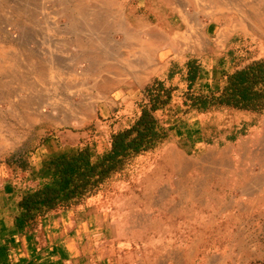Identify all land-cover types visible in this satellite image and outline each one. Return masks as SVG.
Masks as SVG:
<instances>
[{"label": "crops", "instance_id": "crops-1", "mask_svg": "<svg viewBox=\"0 0 264 264\" xmlns=\"http://www.w3.org/2000/svg\"><path fill=\"white\" fill-rule=\"evenodd\" d=\"M175 3L165 0L160 6ZM144 4L135 0L124 9L129 18L117 63L115 52L108 51L112 57L104 69L111 72L103 85L114 89L100 112L105 123L110 124L115 110L134 101L153 79H165L173 63L181 65L196 58L210 84L213 69L223 66L226 53L236 48L237 36L257 43L264 52V21L255 25L239 17L232 2L223 15L206 23L189 1L188 6H182L183 15L156 8V24L137 26V21L143 20L138 13ZM113 29L114 24L107 23L103 28L107 35L103 36H112ZM192 128L200 131L201 125ZM176 145L169 141L153 160L140 159L135 173L115 183L111 193L78 207L49 212L25 226L16 223L17 202L22 191L37 187L38 182L28 177L38 167L44 150H37L25 171L0 165V264H222L229 259L252 260V255L223 257L221 247L233 250L239 245L263 244L259 240L264 236V118L260 126L233 141L225 138L206 144L191 140L188 149ZM192 149L203 153L198 158L191 156ZM212 187L213 191H207ZM210 247L212 255L206 253Z\"/></svg>", "mask_w": 264, "mask_h": 264}, {"label": "rangeland", "instance_id": "rangeland-1", "mask_svg": "<svg viewBox=\"0 0 264 264\" xmlns=\"http://www.w3.org/2000/svg\"><path fill=\"white\" fill-rule=\"evenodd\" d=\"M150 1L158 6L141 0L147 4L139 7L143 20L137 21V26L156 24V8L183 15L182 6H188L189 1L202 23L223 15V9L231 2L239 10V17L248 18L255 25L264 21V0H166L178 2L167 7L160 6L165 0ZM131 2L135 0H0V165L33 162L37 150L47 148L42 141L48 137L55 148L75 146L105 133L108 123L101 120L100 112L114 88L109 90L103 85L111 72L104 67L108 69L112 57L109 49L115 52V63L122 53L123 31L127 30L129 18L124 9L134 6H128ZM107 23L114 24L111 35L114 34L109 38L103 36L107 35L103 30ZM187 118L191 126L195 125L197 116ZM263 118L264 114L217 110L200 118L210 128L206 135L195 133L188 139L184 130L172 131L170 141L181 149H188L191 140L223 142L231 135L233 125L238 132L243 128L247 135L252 127L260 126ZM190 152L198 158L203 150ZM135 170L134 167L133 173ZM206 184L208 188L210 182ZM259 241L263 242L261 246L239 245L233 250L230 246L221 247L226 258L253 256L249 261L229 259L222 264H264V236ZM206 253L212 255L213 247L207 248Z\"/></svg>", "mask_w": 264, "mask_h": 264}, {"label": "trees", "instance_id": "trees-1", "mask_svg": "<svg viewBox=\"0 0 264 264\" xmlns=\"http://www.w3.org/2000/svg\"><path fill=\"white\" fill-rule=\"evenodd\" d=\"M237 37L236 48L226 53L224 65L213 69L210 84L196 58L181 65L173 63L165 79H153L134 101L115 110L103 135L55 148L50 137L43 140L47 148L28 177L38 185L21 192L16 223L30 225L49 212L78 207L111 193L115 183L128 179L137 162L153 156L171 140L172 131L184 130L188 139L195 133L206 135L210 128L201 121L203 116L223 109L263 115L264 52L257 43ZM192 114L197 116L195 125H201L200 131L188 122ZM235 126L230 127L228 141L246 135ZM28 165L26 161L9 164L22 171Z\"/></svg>", "mask_w": 264, "mask_h": 264}, {"label": "bare ground", "instance_id": "bare-ground-1", "mask_svg": "<svg viewBox=\"0 0 264 264\" xmlns=\"http://www.w3.org/2000/svg\"><path fill=\"white\" fill-rule=\"evenodd\" d=\"M127 15V14H126ZM102 22V21H101ZM109 29V28H108ZM107 30V29H106ZM117 35V34H116ZM141 55H143V54H141ZM149 55V54H148ZM151 57V56H150ZM143 58V57H142ZM136 60V59H135ZM148 60V59H147ZM153 62V61H152ZM151 62V63H152ZM150 63V62H149ZM155 63V62H154ZM134 64V63H133ZM154 65V64H153ZM123 67V66H122ZM138 72V71H137ZM231 169V168H230ZM259 196V195H258Z\"/></svg>", "mask_w": 264, "mask_h": 264}]
</instances>
